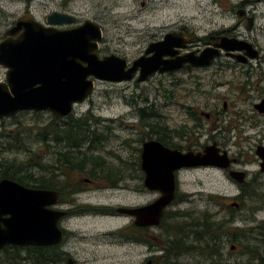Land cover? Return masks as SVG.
I'll return each mask as SVG.
<instances>
[{"label":"rangeland","instance_id":"obj_1","mask_svg":"<svg viewBox=\"0 0 264 264\" xmlns=\"http://www.w3.org/2000/svg\"><path fill=\"white\" fill-rule=\"evenodd\" d=\"M140 1L142 0H33L31 9L41 22H44L45 16L52 10L67 11L78 22L87 18L97 21L103 28L100 49L107 54L113 52L124 56L128 61L140 54L149 37L161 33L164 26L173 24L182 25L187 31L199 36L210 31L228 30L230 35L238 38L249 37V40L257 41L264 47V0H255L253 3L256 17L250 29L246 27L245 22L234 28L237 22L235 5L240 0H145L143 6L140 5ZM23 6L21 0H0V31L21 14ZM226 61L232 59L221 56L208 67L192 68L166 75L156 73L144 81H137L138 72L131 79L121 82L95 80L92 94L74 105L72 115L81 117L88 113L95 116L98 118V124L94 125V128L103 132L109 131L107 133L110 137L109 143L101 149L94 150V154L103 156L106 161L111 162L112 167H117L116 170L127 167L122 182L119 180L124 184L128 183L129 170L133 169L132 161L139 156L144 138L142 135L145 128L140 124L139 107L159 114L156 117L157 121L166 122L172 132L184 123L187 124L185 128H191L192 122L188 119V111L192 112L193 109L208 111L210 107L223 109L225 102L227 110L219 117L218 122L222 126L234 124L235 128L225 127L231 151L237 152L239 146L245 158L253 157L254 136L260 128L252 126L257 119L252 112L254 92L248 90L249 92L245 91V94L241 93L243 87L241 82L246 77L243 69L245 71L248 68L240 64H226ZM2 71L0 67V76ZM254 76L251 72L245 80L250 82L248 89L253 88ZM205 102L209 103L208 107ZM41 112L43 113L23 110L17 112L14 117L0 120V133H9V130H13L9 133L13 135L18 131L17 133L27 140L23 144L27 148L24 151H4L0 148V166L5 160L12 161L16 158L15 167H18L19 161L35 158L32 162L38 159V165L33 166L34 172L47 174L49 168L44 166L46 171L39 163L53 164V152L59 149H56L53 141H47L49 144L47 146L38 140V135L45 131L46 122L51 119L50 111ZM213 119L214 116L212 121L204 122L205 128H212ZM208 132L202 131L201 136L198 133L200 140L206 139ZM157 136L153 135L152 138ZM177 140L174 136L173 141L176 143ZM235 141H239L238 146L232 144ZM17 143L22 144L19 141ZM19 167L24 168L23 163ZM246 168L250 173L245 192L263 194L264 177L256 173L258 164L250 162ZM63 173H78L84 177L80 171L68 169L56 171L54 177L51 174L47 175L52 177L51 180L54 178L62 180L65 177ZM75 178L76 176L66 179L70 180L68 183H77ZM180 180L184 181V188L189 195L182 197L184 199L182 202L169 205L167 210L186 212L196 218L204 212L206 214L210 212L220 220L233 217L229 222L223 220L229 228L227 229L229 235L234 234L235 228L239 227L245 231V241L250 239L257 249L254 248L255 256L251 257L244 253L246 248L244 250L243 245L246 242L226 243L220 264H261L259 257L264 256V241L261 234L263 229L259 225L264 224V195L259 199L257 195L246 193L247 195L241 197L242 201L236 197L239 194L238 186L217 169L184 172ZM77 187L85 190L77 197L92 202L98 209L109 210L112 207L140 205L146 202L144 196H137L132 190L101 187L95 181L90 185L78 182ZM211 195L218 196L217 202L211 199ZM154 196L152 193L149 194L150 199ZM239 199L242 201L241 208L234 209L228 206L229 202ZM128 220L129 217L125 215L101 214L71 220L69 222L71 230L78 235L77 240L73 242L80 263L82 260H88L93 264H141L145 246H130L118 237L107 235L110 230L118 228ZM153 229L158 231L157 228ZM231 245H235L232 250ZM174 260L180 264H192L196 262V256L194 253H183ZM24 263L0 254V264Z\"/></svg>","mask_w":264,"mask_h":264},{"label":"water","instance_id":"obj_2","mask_svg":"<svg viewBox=\"0 0 264 264\" xmlns=\"http://www.w3.org/2000/svg\"><path fill=\"white\" fill-rule=\"evenodd\" d=\"M242 16V11H239ZM49 26L33 18L17 19L8 35L23 28L15 38L0 41V65L7 67L6 83L0 82V118L23 110L50 111L57 118L70 115L76 103L89 97L95 80L121 82L138 71L137 81L146 80L155 72L179 69L184 64L207 65L222 48L237 60L245 57L234 52L244 50L254 56L251 43L237 37L220 36L214 47L204 48L198 55H178V47L190 43L196 35L167 33L162 40L151 42L144 53L128 66L126 58L115 53L99 55L103 37L100 26L85 19L77 26L60 29L72 15L52 11L46 17ZM252 18H248L251 26ZM214 145L203 152L180 151L164 146L156 139L142 142L141 168L145 185L160 195L151 203L137 207H117L120 213L135 217L138 225H155L163 210L174 199V172L182 167L200 165L226 166L227 156L219 155ZM264 171V148H257ZM241 182L244 172H232ZM57 202L51 189L25 186L15 180H0V248L5 244H44L59 241L62 232L57 226L64 213L49 208ZM232 205H235L232 203ZM149 264V263H146Z\"/></svg>","mask_w":264,"mask_h":264},{"label":"flooded vegetation","instance_id":"obj_3","mask_svg":"<svg viewBox=\"0 0 264 264\" xmlns=\"http://www.w3.org/2000/svg\"><path fill=\"white\" fill-rule=\"evenodd\" d=\"M32 1L33 0H21V2L24 4L23 11L21 12L20 15H18L14 19V21L10 23L8 27L0 31V41L8 37L15 38L20 32H22L23 28H20L19 30L15 31L14 34H12L11 36L7 34V32L15 25V21L17 19L21 20L23 18L24 19L33 18L39 21L40 23H42L44 26H49V23H47L46 21V17L50 12L45 16L44 22H41L32 13V9H31ZM254 1L255 0H240L235 5V8H236L235 14L237 15V22L234 28H237L239 25H241L244 22L248 29L253 27V23L256 17V13L253 11ZM140 5L141 6L145 5V0L140 1ZM246 6H249V8H246ZM52 11L69 13L67 11H62V10H52ZM239 11H242L241 17L239 16V13H238ZM249 17L252 18L251 26H248ZM84 20L78 22L75 20L74 16H72L71 23L55 25V27L60 28V29L70 28V27L79 25ZM93 21L96 22L100 26L102 33H103L102 25L95 20ZM171 32H175V33L181 32L183 33V35H186V36L187 35L197 36V38L193 39L190 43H186L184 47L183 46L178 47V53H177L178 55H184L189 52H194L195 54L198 55L204 48L214 47V43L218 41L217 37H220V36L236 37L235 35H230L228 30L210 31L209 33L205 35L199 36L194 32L187 31L186 27H183L182 25L176 26V24H173L170 26H164L163 31L161 33H158L156 35H152L151 37H149L148 41L146 42V46L140 52L139 55L131 59V61H128L126 58L128 62V66L132 63L134 59L138 58L144 53V50L149 45V43L158 42L162 40L163 37L167 33H171ZM248 38L245 36H241L240 39H244L251 43L252 49L254 51L253 57L249 56L244 50H241V51H236L234 53L241 54V56L245 57V59L237 60L230 54H227L225 50L220 48L219 54L212 61H210V63H208L207 65L193 66L190 64H184V66L179 69H174V70H169V71H164V72H155L151 74V75H154L158 73L159 75H166V74H174L176 72H181L184 70H191L192 68H204V67H208L211 63H213L219 57L224 56V57L232 59V61H226V64L228 63L231 65L240 64L243 67L248 68V70H245V71L243 69V74L246 75L245 80L248 79L251 72H253L255 75L254 85L252 86L253 88L248 89L247 86L250 83L249 81L246 82L244 80L243 82H241V84L243 85V87L241 88L242 94H245V91H248V90L254 92L255 102L252 104L253 106L252 112L254 113L257 119L252 123V126L260 128V130L257 131V134L254 136V147H253L254 156L253 157H247V158L244 157L243 150H240L238 146L239 141L232 142L233 145L238 146V151L237 152L231 151L230 146L228 145V141L230 139H228V135L225 134L226 132L225 127L230 126L232 128H235L234 124H229L228 126H222L221 123L218 122L219 117L222 116L227 110L226 108L227 105L225 102L223 104V109H218V108L216 109L214 107H210L208 108V111L199 110V109H195V110L193 109L192 112L188 111L187 112L188 119L192 122V126L190 129L185 128L187 127L185 126L187 124L184 123V124H181L179 127H177L176 130H173L172 132H170L166 122H163L162 120H160L159 122L157 121L159 124L158 132H159V135L161 136L162 141L157 138H152V139H156L160 141L164 146L169 147V148H177L183 152H186V151L203 152L206 146L214 145L218 149L217 150L218 154L223 155V153H225L228 159L226 166L200 165L196 167H182L180 169H177L174 172V183H175L174 196L175 197L170 205L176 204L177 202H182L184 200L182 197H186L187 195H189V192L184 188V185H183L184 181L180 180V176L184 172H190V171H196V170L198 171V170H203V169L220 170L223 172V174L227 176V178L231 182L235 183L238 186L239 194L236 197H239L242 201H243V198L241 197H244L245 195L249 193V192L247 193V191L245 192L248 173H250V171L246 168L247 164H249L250 162H253V163L255 162L256 164H258V170L256 173L258 174V176L264 177V171L261 169V165H260L262 162V158L257 153L258 147L264 148V47L262 44H259L257 41H252V40H249ZM98 52L100 56L107 55V53H104L100 49V47H99ZM0 67L3 69L2 75L0 76V82L6 83L7 67L3 65H0ZM137 72L138 71H135L134 74ZM205 104L207 107L209 106L208 102H205ZM72 113L70 115H72ZM16 114L17 113L10 115V116L2 117L0 118V120H5L9 117H14L16 116ZM68 116L64 118H58V119L66 121ZM213 116H214V119L212 122V128L211 129L209 127L205 128L204 122L206 123V121L207 122L210 121ZM214 129H218V130L214 131ZM206 130L209 131L206 139L200 140V137H198V133L201 136L202 131H206ZM12 132L13 130H9V133H12ZM174 136L175 138L178 139L176 143L173 141ZM236 136H238L237 133H236ZM218 138H220L221 140H218ZM15 143L16 142H13L14 145H12V147H17L18 145H20L18 143L16 144ZM79 150L82 151L83 149H79ZM140 153H141V150L139 151V156H137V159L132 161L133 164L131 166L133 167V169L129 170L130 174L128 175L129 179H128V183H126L127 185L124 183H120L123 180L122 179L123 175H121L120 176L121 181L119 182L118 180L119 183L117 182L113 188L121 189V190H124V189L132 190L134 194H136L137 196H144L146 202L140 205L133 204V205H125L123 207L130 208V207L146 205V204L151 203L153 200H155L160 195V192L158 190H150L144 183L145 173L141 168ZM116 169L117 167H113L114 171H117ZM232 172H244L243 181L241 182L237 181L232 175ZM62 175L65 176L63 178L64 180L66 178H71V177L76 176L75 180L77 181V183L67 182V183H64L63 188H47V189L55 190L57 192V202L53 205H49L48 207L54 210L64 212L57 220V226L62 232V236L59 239V241L55 243H44V244H20V245L19 244H5L0 248V254L9 256V258H12L14 260L17 259L19 261H23L25 262L24 264H93V263H90L91 261H88V260H82L80 263V260L77 258L78 252H76L77 250L74 248L73 241L77 240L78 235L75 234L74 230H71V225L69 224V222L76 218H83L85 216L97 215V214L125 215L129 217L128 222L122 224L121 226H119L118 228L114 230H110L107 233V235L118 237L124 240L122 241L123 243H127L130 246H145V249H146L145 255H144V258L141 264H146V263L161 264V262L165 260L167 256L175 259L179 254H181V253H173L170 250L168 251L166 249L165 241L167 237H166V229H165L166 224H165L164 218L168 211L167 210L168 207H166L163 210L160 220L157 224L138 225L135 223L134 216L120 213L117 211V207H121V206L112 207V209H109V210L104 209V208L98 209L97 206H95V204H93L92 202L83 201L79 197H77L78 194L85 192L83 188L77 187L78 182L90 185L91 183L93 184L94 182L93 180L85 176L83 177L82 175L78 173H75V174L74 173H65V174L63 173ZM252 189H254V187H252ZM151 193L154 194L155 196L150 199L149 194ZM262 193L263 194L258 195L256 192L255 193L253 192L248 195H254V196L257 195V198L260 199L264 195V192ZM216 197L218 196L216 195ZM240 199L239 201L233 200L229 202L228 206L234 209L241 208L242 201ZM232 203H234L235 205H232ZM207 215L209 218L215 221L221 222L223 226L225 227H226V224L223 222V220H226L228 222L233 220V217L229 219L223 218L220 220L216 218L215 215L210 212H208ZM259 227L263 229L261 231V234H262V240L264 241V224H260ZM153 228H157L158 231L157 232L154 231ZM236 228H239V227H236ZM238 238H241V237H238ZM234 241L241 242L242 240L235 239V235L234 234L229 235L228 231L226 230L224 232L223 245L225 246L226 243L234 242ZM234 247L235 245H231L230 249L232 250L234 249ZM223 254H224V251H223Z\"/></svg>","mask_w":264,"mask_h":264},{"label":"trees","instance_id":"obj_4","mask_svg":"<svg viewBox=\"0 0 264 264\" xmlns=\"http://www.w3.org/2000/svg\"><path fill=\"white\" fill-rule=\"evenodd\" d=\"M138 109L140 124L145 128L142 136L148 140L152 139L153 135H159V124L156 119L159 114L151 110L148 112L144 107H139ZM36 112L43 113L41 111ZM50 117L51 119L45 124L44 133L40 136L38 135V140L47 146H49L47 141H53L56 144V149L59 150L53 152V164L45 165L39 163V166L49 168L47 174H51L52 177L56 176V171L62 172L63 169H68L70 171H80L85 177L97 182L101 187H114L118 180H120V176L125 173L127 167L123 168V170L119 169L114 171L111 162L106 161L103 156L94 154V150L101 149L110 141L109 134H107L109 131L103 132L94 128V125L98 124V118L88 113L81 117L70 115L66 121L55 118L51 113ZM17 126H19V123ZM17 132L13 135L7 132L0 133V144L2 145L0 148L2 150L24 151L27 149L23 145L24 141L27 142V140ZM157 139L162 141L160 135L159 137L157 136ZM18 141L22 143L20 144L21 148L19 145L12 147L14 145L13 142L17 143ZM79 149L83 150L81 151ZM33 159L35 158H26L24 161H19L18 163L20 165L23 163L24 168L19 167L20 165L15 167L17 162L16 158L12 161L5 160L0 166V179L9 178L25 186L46 189L63 188L64 183L70 182V178L66 180H57L54 178L51 180L52 177L50 178L44 172H34L32 168L34 165H38V159L32 162ZM45 167L44 170L47 171ZM211 199L217 201L216 196L211 195ZM164 221L167 237L165 242L168 251L170 250L173 253L181 254L194 253L196 262L192 264L222 263L224 249L223 237L224 232L229 228L223 226L221 222L209 218L206 212L202 213L199 218H196L186 212L180 213V211H167ZM168 224L170 225L167 227ZM235 229V239L246 242L244 238L245 231H242L241 228ZM243 246L246 248V251H244L245 254L251 255V257L255 256L253 251H255L254 248L257 249V246L250 239ZM249 247L252 248L249 249ZM259 258L260 263L264 264V256ZM161 264L180 263L174 260V258L167 256Z\"/></svg>","mask_w":264,"mask_h":264}]
</instances>
